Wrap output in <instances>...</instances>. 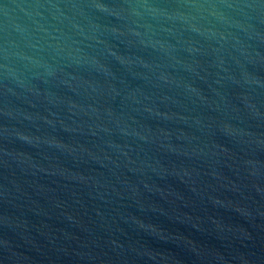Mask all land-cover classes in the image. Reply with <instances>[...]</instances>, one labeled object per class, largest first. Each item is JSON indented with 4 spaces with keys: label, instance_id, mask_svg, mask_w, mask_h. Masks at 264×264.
<instances>
[{
    "label": "water",
    "instance_id": "95a60500",
    "mask_svg": "<svg viewBox=\"0 0 264 264\" xmlns=\"http://www.w3.org/2000/svg\"><path fill=\"white\" fill-rule=\"evenodd\" d=\"M0 264H264V0H0Z\"/></svg>",
    "mask_w": 264,
    "mask_h": 264
}]
</instances>
